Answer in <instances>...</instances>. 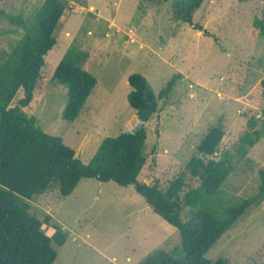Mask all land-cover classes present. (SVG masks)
I'll use <instances>...</instances> for the list:
<instances>
[{"label":"rangeland","instance_id":"rangeland-1","mask_svg":"<svg viewBox=\"0 0 264 264\" xmlns=\"http://www.w3.org/2000/svg\"><path fill=\"white\" fill-rule=\"evenodd\" d=\"M44 1L0 0V11L30 21ZM61 1L66 9L54 31L57 42L46 55L32 98L27 101L21 89L13 106L35 116L45 131L60 137L87 163L106 136L133 129L139 121L127 98L130 74H142L157 96L179 74L169 95L157 97L160 111L146 122L147 162L139 181L166 187L202 135L222 125L226 134L216 158L230 153L234 170L209 207L223 218L230 207L258 193L264 136L244 157L237 148L248 118L261 117L264 108V98L258 108L244 100L264 78V35L254 39L250 34L255 16L264 15V1L204 0L192 18L202 30L175 15L181 0ZM23 34L24 29L0 12V49L10 51ZM68 50L98 80L74 121L62 116L67 87L52 81ZM30 203L46 234L60 228L67 235L63 245L53 242L58 252L53 264H137L160 249L175 257L184 254L179 230L154 212L134 184L86 178L68 196L52 189ZM189 214L186 206L182 220ZM205 256L232 264H264V196Z\"/></svg>","mask_w":264,"mask_h":264},{"label":"trees","instance_id":"trees-1","mask_svg":"<svg viewBox=\"0 0 264 264\" xmlns=\"http://www.w3.org/2000/svg\"><path fill=\"white\" fill-rule=\"evenodd\" d=\"M203 2L177 1L175 15L202 30V25L194 24L192 18ZM65 9L61 0H45L30 21L22 15L0 11L12 24L24 29L23 36L10 51L0 49V264L55 262L58 252L53 242L63 245L67 235L60 228L53 235L46 234L42 230L43 222L31 212L30 200L52 189L68 196L86 178L114 181L121 186L134 184L154 212L179 230L183 256L175 257L160 249L137 264H232L227 259L211 261L205 255L264 196V166L259 169L258 193L230 207L225 217H218L209 207L210 201L234 170L230 153L216 158L226 134L222 125L212 126L202 135L195 152L166 187L138 179L147 162L146 122L160 111L157 97L169 95L179 74L168 81L158 96L142 74H130L131 90L127 98L139 121L132 130L106 136L87 163L60 137L45 131L35 116L24 112L20 105H12L21 89L30 94L28 101L31 100L46 55L57 42L54 31ZM206 34L210 33L206 31ZM250 34L254 39L264 35V15L255 16ZM52 81L67 87L68 100L62 116L66 121H74L98 80L79 65L74 51L68 50L57 65ZM263 98L264 78L244 100L258 108ZM263 136L264 108L261 117H249L239 133L238 155L246 156ZM156 148L157 144L153 151ZM186 206L190 208V216L183 221L181 215Z\"/></svg>","mask_w":264,"mask_h":264},{"label":"water","instance_id":"water-1","mask_svg":"<svg viewBox=\"0 0 264 264\" xmlns=\"http://www.w3.org/2000/svg\"><path fill=\"white\" fill-rule=\"evenodd\" d=\"M203 32L206 33L205 31H203ZM29 95H30V94L27 93V96H26V100H27V101H28V97H29ZM26 100H24L23 103H22V102H21V103H22V104H25V103H26ZM147 183L149 184V182H147Z\"/></svg>","mask_w":264,"mask_h":264},{"label":"crops","instance_id":"crops-1","mask_svg":"<svg viewBox=\"0 0 264 264\" xmlns=\"http://www.w3.org/2000/svg\"><path fill=\"white\" fill-rule=\"evenodd\" d=\"M90 96V95H89ZM139 120V119H138ZM129 130H132V129H129ZM125 131V130H124ZM77 187V186H76ZM75 190V189H74Z\"/></svg>","mask_w":264,"mask_h":264}]
</instances>
